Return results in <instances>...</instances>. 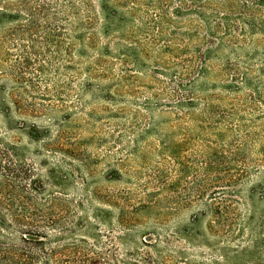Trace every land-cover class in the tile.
Wrapping results in <instances>:
<instances>
[{
  "label": "rangeland",
  "instance_id": "1",
  "mask_svg": "<svg viewBox=\"0 0 264 264\" xmlns=\"http://www.w3.org/2000/svg\"><path fill=\"white\" fill-rule=\"evenodd\" d=\"M115 1L124 15L133 8L129 13L137 17L133 26L143 30L135 34V40L151 41L144 32L147 26L138 21L143 13L150 20L153 15L159 16L161 9L171 18L170 22L162 24L165 45L173 43L178 36L175 33H183L187 27L186 8L178 7V0H110L109 4L116 5ZM177 9L180 19L174 18ZM60 18L53 9L43 15L42 27L31 33L14 32V27L9 25L0 29V88L6 95H12L22 109V114H13V127L24 121L25 126L46 129L53 142L63 146V153L53 152L50 147L48 152L45 149L40 152H44L51 164L58 162L63 171L70 172L74 187L70 188L71 193H83L80 188L109 189L119 195L122 207L129 211L130 205L136 202L131 200L133 197L145 199L143 193L160 192L161 187L173 184L172 191H163V194L175 197V201L182 204L189 187L180 184L183 178L190 179L187 165L203 167L200 154L208 142L216 140L217 134H222L217 149L225 153L223 162H218L220 171L218 168L206 173L209 177L213 175L214 183L205 188L199 201L207 203L210 192L214 191L210 204L217 206L215 216L199 217L190 225V215L202 205L197 203L199 197H196L191 202L197 204L186 210L176 211L172 205L171 209L159 205L153 210L138 211L128 220L136 226L128 230L127 223L118 222L119 209L112 208L105 222L94 225L98 236L88 238L86 246L77 241L76 248H64L60 259H66L67 264H264V108L256 103L257 107L252 109L242 94L227 96L218 90V80L226 78L217 74L218 66L227 59L209 62L211 75L204 81L205 92L198 94L210 96L212 110L214 107L216 111L226 110L220 125H206L199 109L177 105V99L183 96L171 93L173 86L168 77L151 71L135 77L133 72H128L125 80L115 86L116 80L107 78L119 72L113 58L114 61L108 60L109 64H114L108 74L92 71L87 58L62 57L65 45L61 47L57 42ZM149 24V31L154 33L155 26L152 22ZM81 29L76 32L87 34L88 29ZM46 35L50 41L45 43ZM106 41L100 39L102 43ZM69 42L71 45L74 41ZM159 43L161 40L148 42L150 59L146 64L150 67L160 64L155 62L160 56L154 52ZM248 51L236 52L229 59L240 69L247 60L256 70L258 57L246 59V55L253 52L252 45ZM166 53H162L161 61L168 64L178 61L174 57L179 56L177 53ZM151 74L167 89L160 93V104L147 109L145 101H153L152 95H158L155 88H148L157 87ZM240 119L246 120L238 129ZM18 140L29 142L24 136ZM176 143L179 145L175 146ZM29 146L35 152L33 145ZM238 148L241 149L238 151ZM170 150L177 160L172 159ZM27 156L33 160L40 158L34 153ZM198 178L201 179L199 174L197 181ZM200 185L201 189L203 184ZM191 186L192 189L198 187L197 183ZM128 199L131 202L128 203ZM93 204L102 206L97 201ZM184 227L185 235L182 234ZM124 233L131 234L130 239L120 240ZM143 235L149 246L140 243Z\"/></svg>",
  "mask_w": 264,
  "mask_h": 264
},
{
  "label": "trees",
  "instance_id": "2",
  "mask_svg": "<svg viewBox=\"0 0 264 264\" xmlns=\"http://www.w3.org/2000/svg\"><path fill=\"white\" fill-rule=\"evenodd\" d=\"M109 2L110 0H0V29L9 25L14 27H11L14 32L31 33L45 23L43 15L55 9V14H60L59 20H62L57 25V42L61 47L65 45L62 57L71 55L87 58L93 66L92 71H105L108 74L114 65L109 64L108 60L114 59V67L119 72L115 77L112 75L107 78L116 80L115 86L125 80L128 72H133L135 77L138 73L146 75L149 71L160 74L163 78L168 77L173 86L171 93L176 92L183 96V99H177V105L181 108L199 109L204 115L206 125H220L226 110L216 111L217 107L212 110L214 105L210 96L200 97L198 94L205 92L204 81L211 75L209 62L227 59L218 66L217 74L226 76L225 79L218 80V90L227 96L242 94L252 109L257 107L256 103L262 104L261 107L264 108V0H178V7L183 5L186 8L187 17L184 20L187 21V27L183 33H175L178 36L174 37L173 43H167L168 45H165L166 39H162L165 36L162 24L170 22L171 18L164 15L161 9L160 15H153L150 20L145 13L141 15V20L138 21L147 26L144 32L151 41H139L135 40V34L143 30L133 26L137 18L129 14L133 8L124 15L119 12L116 1V5H110ZM179 17L180 10L177 9L174 11V18L180 19ZM150 22L155 26L154 33L149 31ZM80 29H88L87 34L76 32ZM100 39L107 41L102 43ZM69 40L74 42L70 45ZM160 40L161 43L154 51L160 56L155 62L160 64L150 67L146 64L150 59L147 52L148 42L151 44ZM47 41H50L48 35L44 37V42ZM174 43H178L176 47H182L181 51L171 47ZM251 45L253 52L247 54L246 59L258 57L259 65L254 70L246 60L245 67L240 69L229 57L239 51L249 52ZM166 52L177 53L179 56L174 57L180 64H177L176 59V62L169 61V64L161 61L162 53ZM87 55L91 57H86ZM175 65L179 67L175 69ZM106 66L108 70L104 69ZM150 77L157 87L148 88H155L158 95H152L153 101H145L147 109L158 106L161 102L160 93L167 89L157 76L151 74ZM210 86L215 87L211 84ZM112 93L114 95L115 92ZM188 94L191 96L186 97ZM257 110L258 108L255 111ZM14 113L22 114V109L17 106L12 95H6L0 88V264H67L66 259L59 257L64 255L63 249L76 248L77 241L86 246L88 238L98 236L94 232V225L105 222L111 215L112 208L119 209L116 215L118 222L127 223L126 226H130L126 228L128 230L136 226L128 220L138 211L153 210L159 205L164 208L172 205L176 211L190 209L201 203L199 201L205 193V188L214 183L213 175L209 177L206 173L217 171L218 168L219 172L221 165H218V162L224 160V151L217 149V141L221 139L222 134H217L216 140L208 142L209 145L206 144L200 154L203 167L187 165V178L190 179L186 181L183 178L180 182L189 186L184 198L186 201L180 204L175 201V197L163 194V191H172L173 184H168L164 188L161 187L160 192L157 190L155 193H143L145 199L133 197L131 200L136 202L126 211L119 195L109 189L80 188L83 193H71L70 188L74 187L70 172L63 171L58 162L51 164L44 152H40L43 149L48 152L47 148L50 147L53 152L63 153V146L55 144L46 129L34 125L25 126L24 121L13 127ZM245 120H239L238 129ZM253 127L259 129L257 126ZM20 136L26 137L29 142L22 143L18 140ZM29 145H33L35 152ZM169 152L170 156H173L172 159L177 160L174 151ZM28 153L39 155L41 160L30 159ZM215 157L220 160L213 159ZM197 174L201 176L199 181ZM194 183H197L196 189H192L191 185ZM201 183L203 186L200 189ZM214 194L215 192L211 191L208 202H202L196 213L190 215V225L199 217L215 216L214 207L217 206L211 207L210 204ZM196 197H199L197 203H192ZM93 201L102 206L94 205ZM129 201L130 199L127 202ZM185 232L187 233V230L184 227L182 234L185 235ZM75 236L80 238L75 239ZM129 236L131 234L124 233L119 238L130 239ZM144 236L141 237L140 243L149 246L143 240Z\"/></svg>",
  "mask_w": 264,
  "mask_h": 264
}]
</instances>
